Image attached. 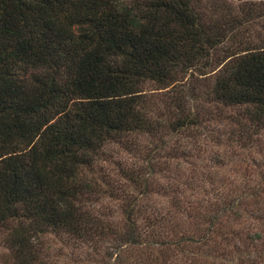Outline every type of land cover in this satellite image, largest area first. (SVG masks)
<instances>
[{
    "label": "trees",
    "instance_id": "1",
    "mask_svg": "<svg viewBox=\"0 0 264 264\" xmlns=\"http://www.w3.org/2000/svg\"><path fill=\"white\" fill-rule=\"evenodd\" d=\"M239 23L206 16L194 0H0V264H49L45 236L59 231L76 246L91 241L94 252L111 236L117 241L106 252L116 253L112 264H130L121 251L138 244L148 248L139 253L147 257L142 264H175L174 250L184 249L196 262L204 246L221 256L220 264H264V229L241 237L224 225L264 222V176L252 191L243 188L245 180L195 206L194 227L179 234L175 210L155 212L139 201L151 192L152 171L148 178L141 169L120 167L141 189L136 195L114 191L116 198H130L121 226L94 211L99 193L114 187L105 173L94 172L107 144L130 146L127 137L152 133L159 124L201 120L188 111V97L173 94V120L156 121L146 81L165 88L188 70L208 73L209 101L243 105L238 136L249 141L263 127L264 43L220 47ZM179 148L152 151L186 152ZM158 160L165 170L168 158ZM234 235L240 239L230 248Z\"/></svg>",
    "mask_w": 264,
    "mask_h": 264
},
{
    "label": "rangeland",
    "instance_id": "2",
    "mask_svg": "<svg viewBox=\"0 0 264 264\" xmlns=\"http://www.w3.org/2000/svg\"><path fill=\"white\" fill-rule=\"evenodd\" d=\"M194 1L197 8L201 9L206 16L220 19H240L234 33L226 38L225 42L221 44V48H234L244 41L250 44L264 43V0ZM207 74L201 73L200 70H188L182 74L178 81L165 88L158 87L153 81L144 83L143 92L149 100V104L154 107L152 115L156 121H161L162 124L175 116L171 114L170 110L173 106L170 97L173 94H180L185 99L188 97V101L185 102V105L189 106L188 111H191V114L193 112L201 120L180 127L159 124L152 133L127 137V141L134 143L130 146L120 142H110L106 145L94 167L96 176L101 177L105 173L104 177L114 186L111 191L99 193L95 202L94 211L102 216L103 221L112 222L115 227L122 225L123 208L130 198L121 196L116 198L115 192L119 194L124 188L128 194H141L138 184L127 182L126 178L119 173L120 167L141 169L148 178L151 174L148 176L147 171H152V179L148 186L151 192L144 198L140 197L139 201L142 206H147V209L155 212L175 210L172 221L178 223L174 226L177 234L182 229L191 231L194 227L193 223L197 218L193 211L195 206L199 204L207 206V200L215 199L213 197L216 194L236 189L237 186L243 187L241 183L245 180L248 181V185L243 188L250 191L254 185L257 186L258 181H261L264 176V122L262 123L263 127L257 134H254L252 139L250 138L251 140L244 141L240 133L238 136L236 130L243 129V125L238 123L240 121L236 122V119L241 116L243 105L231 107L209 101L207 90L211 79ZM232 132L231 138H228ZM162 145H178L179 149L184 147L186 152L176 153L177 155L172 152V155L168 154L167 156L163 153L162 156L154 154L157 153L154 150L156 151ZM165 149L164 147L163 150L166 153ZM162 158H168V166L165 170L162 169L159 162H156L158 159L161 161ZM149 161L153 162L151 170L147 166ZM176 163L180 164L176 165ZM185 179H187L186 184H181L180 182ZM189 180L192 183L188 182ZM98 182L105 184L100 178H98ZM239 183L240 185H238ZM175 197L178 199L176 201L180 203L179 208L174 204ZM217 201L220 200L217 199ZM142 221L144 219L140 214L138 222L142 223ZM207 225V222L203 220L201 226L207 227ZM224 225L228 232L237 231L241 237L246 232L252 233L256 229H264L263 221L251 218L241 221L231 220L227 222V225ZM215 236L219 239L218 235L215 234ZM45 238L48 246L46 247L45 260L49 264H112L116 254L108 255L106 253L114 251L110 245L117 244L115 240L112 242L111 236L108 239L106 237L102 239L98 252L92 250L91 241L76 246L78 241H74L73 238H69V235L61 231L49 232ZM239 239L234 235L227 246L233 247L232 244H238ZM154 247H156L154 253H158L157 246L154 245ZM3 249L4 247L0 244V251ZM208 249L204 246L201 253L195 255L198 260L196 262L191 261V251L184 249L177 252L174 250V256H177L175 264H220L221 256L215 251L207 254ZM147 250L148 248L138 244L134 246V249L126 250L125 253L121 251V253L125 257L126 263L140 264L141 260H145L147 257L145 254L139 255V253ZM137 257L139 261L134 263L133 261ZM171 260H174V257Z\"/></svg>",
    "mask_w": 264,
    "mask_h": 264
}]
</instances>
